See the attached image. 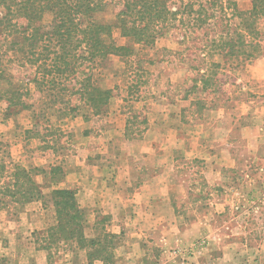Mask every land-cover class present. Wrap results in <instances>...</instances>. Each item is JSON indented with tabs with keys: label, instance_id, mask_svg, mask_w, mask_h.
Returning a JSON list of instances; mask_svg holds the SVG:
<instances>
[{
	"label": "crops",
	"instance_id": "0c3cea01",
	"mask_svg": "<svg viewBox=\"0 0 264 264\" xmlns=\"http://www.w3.org/2000/svg\"><path fill=\"white\" fill-rule=\"evenodd\" d=\"M235 66L224 101L197 108L181 100L165 109L155 134L122 138L115 153L110 139L89 140L94 153L58 161L63 176L55 186L76 192L84 235L90 227L119 239L111 262L89 259L87 249L45 248L32 237L6 254L24 264H264V56ZM34 204L42 205H26V221L34 220Z\"/></svg>",
	"mask_w": 264,
	"mask_h": 264
},
{
	"label": "rangeland",
	"instance_id": "374dc122",
	"mask_svg": "<svg viewBox=\"0 0 264 264\" xmlns=\"http://www.w3.org/2000/svg\"><path fill=\"white\" fill-rule=\"evenodd\" d=\"M229 1L236 4V10L232 4H227ZM120 2L110 0L104 18L112 19L121 7ZM229 5L230 8H227ZM207 7L208 11L213 10L214 15L208 24L196 26L191 18H185V22L175 23L152 45L133 44L121 37L118 31L114 32L117 44H127L133 48V52L126 56L111 55L92 72V79L97 85L112 90V98L102 114H93L90 108L73 96L71 106H76L75 110L61 116L57 114L56 107H46V97H40L33 84L15 86L24 94L22 100L32 103V108L19 111L20 106H12L8 109V102L0 95V159L6 166L1 181L10 180L13 163L26 168H43L60 165L58 161L69 160L85 150L94 153L95 144L88 143L89 140L110 139L108 150L115 153L123 145L122 138L132 142L155 134L157 121L164 123L165 109L175 107L174 104L181 100H191L197 108L224 101L229 83L237 73L235 63L239 62L228 52V44L236 43L241 38L244 49L249 50L248 44L257 41L260 45V55L257 57L264 56V19L256 23L260 37L253 38L237 14L238 11L249 10L251 0H215ZM222 42L226 44L221 45ZM8 46L0 37V47L5 49ZM7 59L8 56L3 58L0 69L6 75L12 74L14 83L32 77L28 68H18ZM183 115L194 118V113L183 111ZM195 169L192 179L200 181L201 170ZM34 178L42 186L49 184L42 173ZM48 187L43 191V200L41 198L16 207L14 203H9L8 208H0V264H24L25 260L22 261L20 256L11 257L6 252L19 253L16 245H26V240L31 237L36 244L47 243V229L55 223L52 221L54 208L49 196L51 184ZM190 197H193L192 192ZM36 201L42 205L34 204V209L28 211L31 216L34 215V220L26 221V205ZM5 226L7 230H4ZM85 232L90 237L100 234L90 227ZM118 240L116 238L115 242ZM49 248L70 252L75 246L69 242H52ZM186 254L185 257L190 255ZM168 257L171 259L172 256ZM172 259L181 260L180 256H173Z\"/></svg>",
	"mask_w": 264,
	"mask_h": 264
},
{
	"label": "trees",
	"instance_id": "16d2710c",
	"mask_svg": "<svg viewBox=\"0 0 264 264\" xmlns=\"http://www.w3.org/2000/svg\"><path fill=\"white\" fill-rule=\"evenodd\" d=\"M109 1L0 0V37L9 44L5 49L0 47V65L8 56L7 61L18 68H28L32 74L31 78L17 79L18 83H14L12 74L6 75L0 69V95L8 102V109L12 106H20L19 111L32 108V103H25L22 100L24 94L15 86L33 84L40 97H46V107H56L61 116L75 110L76 106H71L73 96L93 114H102L112 98V90L97 85L92 72L111 55L126 56L133 52L127 44H117L113 35L115 31L133 44L152 45L175 23L185 22V18H191L193 25L199 26L208 24L214 16L207 5L215 0H120L121 7L114 17L106 19L103 15ZM227 4H232L236 10L234 2ZM226 7L230 8V5ZM237 14L252 37H260L256 23L264 19V0H251L250 9ZM243 46L240 38L236 43L228 44V52L239 62L260 55L257 41L248 44L249 50ZM5 172L6 166L0 159L1 209L8 208L9 203L16 207L43 199V186L34 176L48 174V185L54 186L49 196L55 223L47 229L45 248H49L52 242H69L77 249H87L89 259L112 261L116 235L105 231L95 237L84 235L85 213L77 202L76 192L55 186L63 176L60 165H51L46 171L13 163L7 182L1 181Z\"/></svg>",
	"mask_w": 264,
	"mask_h": 264
}]
</instances>
